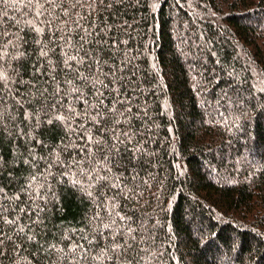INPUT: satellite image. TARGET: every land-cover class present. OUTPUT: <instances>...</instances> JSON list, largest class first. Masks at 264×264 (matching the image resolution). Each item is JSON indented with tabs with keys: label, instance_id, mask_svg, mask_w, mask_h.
Returning <instances> with one entry per match:
<instances>
[{
	"label": "trees",
	"instance_id": "1",
	"mask_svg": "<svg viewBox=\"0 0 264 264\" xmlns=\"http://www.w3.org/2000/svg\"><path fill=\"white\" fill-rule=\"evenodd\" d=\"M0 264H264V0H0Z\"/></svg>",
	"mask_w": 264,
	"mask_h": 264
}]
</instances>
